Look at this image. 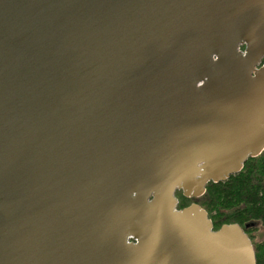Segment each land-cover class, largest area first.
Masks as SVG:
<instances>
[{
    "label": "water",
    "instance_id": "1",
    "mask_svg": "<svg viewBox=\"0 0 264 264\" xmlns=\"http://www.w3.org/2000/svg\"><path fill=\"white\" fill-rule=\"evenodd\" d=\"M264 150V0H0V264H256L209 182Z\"/></svg>",
    "mask_w": 264,
    "mask_h": 264
},
{
    "label": "trees",
    "instance_id": "2",
    "mask_svg": "<svg viewBox=\"0 0 264 264\" xmlns=\"http://www.w3.org/2000/svg\"><path fill=\"white\" fill-rule=\"evenodd\" d=\"M176 195L181 198L178 209L187 206V202L197 203L207 212L214 230L223 223L242 225L249 220L264 226V150L258 156L248 158L242 169L225 181L206 184L205 192L200 197L186 198L181 191H176ZM219 221L222 222L218 224ZM254 251L256 264H264V240L261 249L255 247Z\"/></svg>",
    "mask_w": 264,
    "mask_h": 264
},
{
    "label": "rangeland",
    "instance_id": "3",
    "mask_svg": "<svg viewBox=\"0 0 264 264\" xmlns=\"http://www.w3.org/2000/svg\"><path fill=\"white\" fill-rule=\"evenodd\" d=\"M176 198H177L178 202L181 199L179 197V195H176ZM187 203L189 205L190 202H187ZM183 204H186V202H183ZM213 217H215V219H217V216L214 215ZM217 220H219V219H217ZM220 222H222V221H219L218 224ZM227 224H229V223H227ZM251 229L252 230L250 231V236H251V239H252V242H253L252 244L254 245V249H255V247H257L258 250H260L261 249V242L264 240V226L261 225L259 222H257V224L255 226H253Z\"/></svg>",
    "mask_w": 264,
    "mask_h": 264
},
{
    "label": "flooded vegetation",
    "instance_id": "4",
    "mask_svg": "<svg viewBox=\"0 0 264 264\" xmlns=\"http://www.w3.org/2000/svg\"><path fill=\"white\" fill-rule=\"evenodd\" d=\"M256 224H257L256 221L249 220V221H245V222H243L242 225H240V226L244 229V231L246 232V234H247V236L249 237L251 243H253V242H252V239H251V236H250V231L252 230L251 228H252L253 226H255ZM252 245H253V244H252ZM253 247H254V245H253Z\"/></svg>",
    "mask_w": 264,
    "mask_h": 264
}]
</instances>
